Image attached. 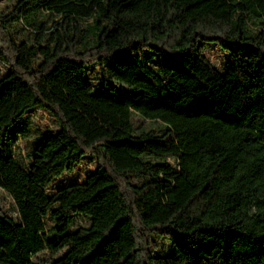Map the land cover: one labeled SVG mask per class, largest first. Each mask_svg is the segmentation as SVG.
Here are the masks:
<instances>
[{"label": "trees", "instance_id": "obj_1", "mask_svg": "<svg viewBox=\"0 0 264 264\" xmlns=\"http://www.w3.org/2000/svg\"><path fill=\"white\" fill-rule=\"evenodd\" d=\"M209 43L230 58L222 71L202 53ZM122 60L157 93L136 109L155 127L132 123L140 89L108 65ZM0 61V95L12 99L0 114V188L43 218L56 254L45 264H264V0H13L0 10ZM31 108L56 129L22 162L13 147ZM84 157L82 180L46 190ZM157 188L169 212L146 219ZM39 250L32 225L0 207V264H40Z\"/></svg>", "mask_w": 264, "mask_h": 264}, {"label": "rangeland", "instance_id": "obj_2", "mask_svg": "<svg viewBox=\"0 0 264 264\" xmlns=\"http://www.w3.org/2000/svg\"><path fill=\"white\" fill-rule=\"evenodd\" d=\"M13 0H0V10L8 9ZM62 1V0H57ZM21 34V33H19ZM202 53L208 58L212 65L218 70L222 71L225 66L230 62L228 55L222 51L216 44L209 43L204 44ZM109 69L121 77L122 79L135 83L140 89L137 100L131 105L132 108V123L136 129L142 127H155V122L141 116L137 111V107L148 106L156 100L157 93L152 87L150 80L145 77L141 72L134 66H127L122 61H109ZM5 70V65L0 61V73ZM203 75L215 80V76L208 73L207 71L202 72ZM89 80L92 83H96L97 72L95 69H91L88 72ZM174 82L181 88L195 87L196 84L191 82L189 85L185 84V80L177 72L172 73ZM12 99L9 94L0 95V114L8 111L11 108ZM22 135H19L14 142L13 153L18 161L25 162L28 157V147L34 141L38 134L52 132L56 129L54 119L43 109L31 108L27 111L20 123ZM196 143V137L190 139H183L172 142L173 147L181 148ZM189 163V159L186 155L178 156L174 160L175 167H186ZM93 167V162L84 157L79 163L75 164L70 171H64L59 176H56L52 180V184L46 188L47 191L53 190L50 186H57L67 181H79L82 180L85 174L90 171ZM159 202L156 206L148 208L143 212V217L146 219H153L156 217H164L169 212L167 200L163 195L161 188L156 189ZM64 198H61L63 200ZM0 207L9 215L16 220L27 222L32 225L35 231L36 240L40 245V250L32 255V259L40 264L47 263L56 254L48 252V242L45 239V226L43 218L34 214L32 211L18 212L13 204L10 196L0 188ZM87 213V212H86ZM76 221L82 223L86 221V216L77 215ZM127 246L126 243L118 244V251H122ZM59 253V251L57 252ZM125 264H137V260L134 257H129Z\"/></svg>", "mask_w": 264, "mask_h": 264}]
</instances>
